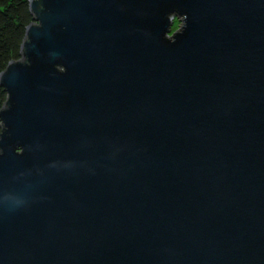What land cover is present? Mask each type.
Returning <instances> with one entry per match:
<instances>
[{
	"label": "water",
	"instance_id": "95a60500",
	"mask_svg": "<svg viewBox=\"0 0 264 264\" xmlns=\"http://www.w3.org/2000/svg\"><path fill=\"white\" fill-rule=\"evenodd\" d=\"M28 7L0 264H264V0Z\"/></svg>",
	"mask_w": 264,
	"mask_h": 264
},
{
	"label": "trees",
	"instance_id": "16d2710c",
	"mask_svg": "<svg viewBox=\"0 0 264 264\" xmlns=\"http://www.w3.org/2000/svg\"><path fill=\"white\" fill-rule=\"evenodd\" d=\"M30 22L28 0H0V74L9 62L20 58V46ZM5 100L6 94L0 88V109Z\"/></svg>",
	"mask_w": 264,
	"mask_h": 264
}]
</instances>
